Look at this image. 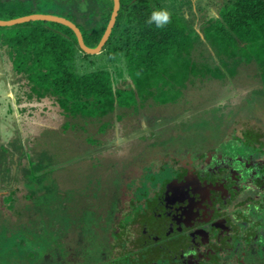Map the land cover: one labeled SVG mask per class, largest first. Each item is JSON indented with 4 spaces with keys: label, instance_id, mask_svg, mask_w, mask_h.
Here are the masks:
<instances>
[{
    "label": "trees",
    "instance_id": "obj_1",
    "mask_svg": "<svg viewBox=\"0 0 264 264\" xmlns=\"http://www.w3.org/2000/svg\"><path fill=\"white\" fill-rule=\"evenodd\" d=\"M182 1L192 14L190 19L166 0H120L115 24L100 53L110 63L123 56L126 77L119 69L78 72L76 54H96L82 51L76 34L66 25L34 20L0 26V46L17 83L19 100L40 103L49 99L52 112L64 118L60 134L81 122L97 123L102 133L114 116L120 121L131 110L138 114L137 106L143 109L152 92L161 100L158 103L176 101L180 94L174 92H184L194 83L196 66L205 64L191 55L196 44H213L217 59L231 64L230 78L249 65L264 74V0ZM208 5L216 7V15L206 14ZM112 9L113 0H0V19L34 13L65 17L80 28L85 44L94 48ZM223 80V73L216 71L210 78L219 84ZM50 123L40 124L39 142L31 140L30 146L19 136L0 143V190H6L0 195V258L8 264H47L46 253H52L51 264H61L56 257L62 255L54 244L51 248V227L56 226L51 225V215L58 208L51 192L55 195L57 189L62 196L63 190L57 188L51 172L64 168L57 165L66 160H55L49 144L42 142L53 126ZM263 126L252 129L262 134Z\"/></svg>",
    "mask_w": 264,
    "mask_h": 264
},
{
    "label": "rangeland",
    "instance_id": "obj_2",
    "mask_svg": "<svg viewBox=\"0 0 264 264\" xmlns=\"http://www.w3.org/2000/svg\"><path fill=\"white\" fill-rule=\"evenodd\" d=\"M183 3L182 0H166L168 6L180 9L183 16L190 19L192 14ZM216 10L215 6L208 5L206 14L216 15ZM198 27L201 30L200 25ZM80 52L75 57L80 73L98 68L111 71L126 68L123 56L110 63L105 53L86 57ZM190 52L194 59H202L205 64L196 66L194 83L184 92H174L180 94L176 101L158 103L161 100H156V92H152L154 96L147 98L143 109L137 106L138 114L131 110L132 114L120 121L114 116L102 133L98 132L97 123L81 122L76 129L68 128L66 133L60 134L58 127L64 118L52 112L49 99L40 103L27 102L23 97L19 100L17 83L13 81L0 46V143L14 136H19L27 146L31 140L39 142L40 124L49 125L52 118L53 126L50 123L51 130L48 129L42 142L49 144L55 160H66L57 165L64 168L51 172L53 182L63 190L62 196L57 189V195L51 192V200L58 207L51 215V225H56L51 227V248L54 244L57 254L62 255L56 257L61 264L107 262L108 251L102 253L99 248L106 246L108 240L105 239L111 236L114 223L111 212L115 205L120 203L122 207L125 203L121 197L134 185L130 178H134L139 169L155 167L152 160L156 159V154L194 148L195 144L219 147L235 127L264 125V74L257 66H242L238 76L230 78L231 64L217 59L213 44H196ZM215 71L223 73V84L210 81ZM21 107L26 109L22 112ZM29 112L34 114L29 115ZM94 139L101 144L92 143ZM13 167L17 170L15 165ZM2 193L6 190H0V195ZM62 230L65 233L61 236ZM51 254L44 255L46 260L49 258L47 264H51ZM0 264L8 263L0 258Z\"/></svg>",
    "mask_w": 264,
    "mask_h": 264
},
{
    "label": "flooded vegetation",
    "instance_id": "obj_3",
    "mask_svg": "<svg viewBox=\"0 0 264 264\" xmlns=\"http://www.w3.org/2000/svg\"><path fill=\"white\" fill-rule=\"evenodd\" d=\"M227 137L156 154L130 178L105 264H264V131Z\"/></svg>",
    "mask_w": 264,
    "mask_h": 264
},
{
    "label": "water",
    "instance_id": "obj_4",
    "mask_svg": "<svg viewBox=\"0 0 264 264\" xmlns=\"http://www.w3.org/2000/svg\"><path fill=\"white\" fill-rule=\"evenodd\" d=\"M119 8H120V0H113V9H112L109 22L107 24V27L98 45L94 48H90L85 44L82 32L80 28L74 22H72L71 20L65 17H61L57 15L34 13V14L25 15V16L17 17V18L10 19V20L0 19V26H11V25H15L18 23L29 22V21H34V20H45V21L58 22V23H61L63 25L70 27L74 31V33L76 34L77 40H78V44L80 48L82 49V51H84L87 54H99L111 34L112 28L115 24V21L118 15Z\"/></svg>",
    "mask_w": 264,
    "mask_h": 264
}]
</instances>
